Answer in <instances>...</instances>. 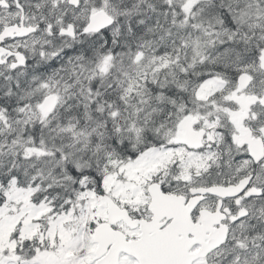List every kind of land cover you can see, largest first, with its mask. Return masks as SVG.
Returning a JSON list of instances; mask_svg holds the SVG:
<instances>
[{"label":"snow or ice","instance_id":"1","mask_svg":"<svg viewBox=\"0 0 264 264\" xmlns=\"http://www.w3.org/2000/svg\"><path fill=\"white\" fill-rule=\"evenodd\" d=\"M0 264H264V0H0Z\"/></svg>","mask_w":264,"mask_h":264}]
</instances>
